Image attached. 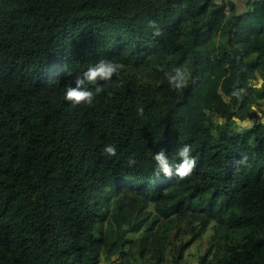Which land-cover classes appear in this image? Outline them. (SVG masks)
<instances>
[{
    "label": "trees",
    "instance_id": "16d2710c",
    "mask_svg": "<svg viewBox=\"0 0 264 264\" xmlns=\"http://www.w3.org/2000/svg\"><path fill=\"white\" fill-rule=\"evenodd\" d=\"M101 58L120 71L67 101ZM258 77L264 0H0V264H264V124L233 121ZM184 144L192 174L156 176Z\"/></svg>",
    "mask_w": 264,
    "mask_h": 264
},
{
    "label": "clouds",
    "instance_id": "9594fccd",
    "mask_svg": "<svg viewBox=\"0 0 264 264\" xmlns=\"http://www.w3.org/2000/svg\"><path fill=\"white\" fill-rule=\"evenodd\" d=\"M147 27L155 29L154 35H161V30L155 20H149ZM121 66L110 59L101 58L97 62L87 68L82 74L76 76L74 85H69L64 92V98L72 102L73 105L89 104L94 100V93L85 87L86 84L95 85L99 80H111L114 74L120 71ZM174 75H169L168 83L174 90H181L186 86L188 76L182 68H176ZM67 74L72 75L71 71ZM252 87L256 90H264V78L258 77L253 81ZM101 88L97 87L96 92H100ZM233 96L239 97V91L233 90ZM251 111L257 114L256 120L248 119L247 123H241L238 117H233L238 130H246L253 127L256 123L264 124V110L259 109L255 104L252 105ZM140 114H143V109H139ZM103 153L109 157H114L117 154V149L114 145L108 144L103 148ZM176 155L180 158V163L171 162L168 154L164 149L154 153L155 175L159 176L163 173L167 177H172L175 174L179 180L188 178L196 168L197 160L192 155V148L189 144L181 146Z\"/></svg>",
    "mask_w": 264,
    "mask_h": 264
},
{
    "label": "rangeland",
    "instance_id": "374dc122",
    "mask_svg": "<svg viewBox=\"0 0 264 264\" xmlns=\"http://www.w3.org/2000/svg\"><path fill=\"white\" fill-rule=\"evenodd\" d=\"M214 234L215 229L213 227V223H211L207 231L203 235H201L189 248V250L187 251L188 255L198 256L199 251L203 252L206 245L214 237Z\"/></svg>",
    "mask_w": 264,
    "mask_h": 264
}]
</instances>
